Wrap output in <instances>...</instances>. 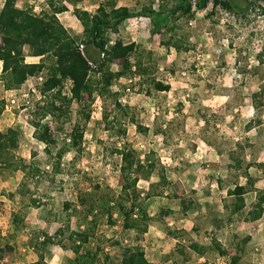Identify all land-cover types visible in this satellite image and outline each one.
<instances>
[{"label": "rangeland", "instance_id": "1", "mask_svg": "<svg viewBox=\"0 0 264 264\" xmlns=\"http://www.w3.org/2000/svg\"><path fill=\"white\" fill-rule=\"evenodd\" d=\"M47 1L19 0L18 4L22 6L26 2L39 12ZM148 1L129 0L128 3L138 7ZM153 1L155 8L159 3L167 9L176 4L175 0ZM229 1L238 5V9L229 11L210 0L206 9L197 11L193 18H180L171 23L173 29L169 25L162 33L153 32L151 19L138 17L127 21L111 37L113 41L121 37L139 44V57L148 68V74L135 73L114 82V90L123 92L120 101L130 108V115L122 119L127 130L124 138L106 127L104 111L113 125L114 101L108 94L96 92L93 101L88 95L84 97L92 111L89 121L80 116L76 101L67 115L45 119L56 140L51 145L53 156L49 158L45 143L34 135L31 115L33 103L43 97L39 86L44 74L31 77L17 90H6L0 77V100L5 103V106L0 104V129L20 126L24 131L14 160L37 162L43 171L36 176L29 171L24 177L21 170L0 166V234L4 231L14 246L6 252L4 264H29L36 260L66 264L67 258L74 256L57 245L47 244L36 249L33 244L43 232L53 234L62 226L61 220L65 221L68 215L63 208L65 202H76L80 192L92 190L96 184L101 190L110 187L120 192L125 181L117 150L124 141L151 168L153 181L158 180L157 174L166 171L172 190L181 196L196 198L200 204L196 211L185 215L180 211L179 200L170 197L168 192L163 197L151 198L149 211L155 213L159 202L172 207L175 212L167 221L187 230L185 239L182 238L185 244L192 240L210 244L216 238L222 245L201 258L187 248L191 258L188 264L207 259L228 264L235 253V230L243 219L249 224L240 233L251 235V241L245 246L242 264H264V206L255 209L256 201H250L254 194L248 193L243 213L232 215L224 207L225 202L232 204L234 199L227 194V188L245 183L246 173L257 180L264 179V56L257 58V53L264 50V15L257 5L246 8V0ZM91 3L85 0L80 7L94 11L99 2L94 6ZM2 4L0 0V7ZM72 9L71 6L70 11L59 14V18L71 32L80 33L83 27ZM176 40L180 49L172 45ZM37 60L27 56L28 62ZM130 62L134 64L135 57ZM1 68L0 62V73ZM112 68L116 69L117 65ZM153 79L171 83V90L152 89ZM70 84L66 83L64 88L68 96ZM79 118L85 126L84 141L73 144L69 133ZM248 122L253 125L251 130L247 129ZM138 124L148 131L141 132ZM161 127L164 133H156ZM61 147L69 151L61 160L62 171L55 174L51 161L56 160L54 156ZM232 154L241 160L240 166ZM131 174L140 177L141 171L134 167ZM259 183L264 186V181ZM138 187L149 188V181L140 177ZM31 198L39 200V208L32 204ZM77 210L81 212L80 205ZM13 213L20 220L18 225L13 222ZM77 220L72 217V229L77 227ZM99 223L98 233L105 232L109 237L125 234L121 223L114 227H108L104 220ZM158 229H152L139 243L152 264H168L163 257L177 240ZM131 235L136 237L134 231ZM109 244L107 241L106 251L120 257L123 248ZM88 247L83 246V250ZM174 258L182 261L178 254ZM104 260V255H100L93 264H105Z\"/></svg>", "mask_w": 264, "mask_h": 264}, {"label": "trees", "instance_id": "2", "mask_svg": "<svg viewBox=\"0 0 264 264\" xmlns=\"http://www.w3.org/2000/svg\"><path fill=\"white\" fill-rule=\"evenodd\" d=\"M18 1L4 0L0 7V62L2 63L0 77L6 90H17L31 77L44 74L39 86L43 99L33 103L34 109L31 115L34 135L45 143V151L49 158H52L51 145L56 143V140L50 124L45 122V119L49 116L58 118L67 115L72 102L76 101L80 105V116L85 121H89L92 111L84 97L88 95L93 101L96 92L106 93L114 101L113 125L108 113L104 111V119L108 123L107 129L117 133L120 138L126 136L127 130L122 124V119L130 115L128 114L130 108L122 104L120 99L123 92L114 90L113 85L122 77L135 73L148 74V68L139 57V44L125 41L121 37H117L114 43L110 44L108 31L119 33L121 27L132 18L149 17L152 23L151 30L162 33V30L169 25L173 29L171 23L178 19L193 18L197 11L205 10L210 0H175L176 4L170 9L165 8L162 3L155 8L153 0L138 7L119 6L117 0H102L94 11L80 7L85 0H48L41 12L35 11L33 5L26 2L19 6ZM214 1L226 10L238 9V5L229 0ZM246 3V8L257 5L260 13L264 15V0H246ZM71 6L73 14L83 27L80 33L71 32L59 18V14L70 11ZM240 9L243 10L245 7ZM170 42L169 40L168 44ZM172 45L177 49L181 48L178 40L172 42ZM27 56L38 60L28 62ZM263 56L264 50L257 53L258 59ZM132 57H135L134 64L130 62ZM114 64L117 65L116 69L112 68ZM68 82L71 83L69 96L64 93ZM171 87V83L162 80L153 79L151 82V88L156 91H170ZM148 93L150 95L151 92ZM0 104L5 106L2 100ZM252 126L251 122H248L247 129L251 130ZM137 127L141 132L148 131L142 124H138ZM156 133H164V130L161 127ZM23 135L24 131L20 126L0 129V166L13 171L21 170L24 177L29 171L36 176L43 172L37 162L28 164L21 158L14 160V152L18 149ZM69 136L73 144H81L84 141L85 126L81 124L80 118L73 124ZM68 151L69 148L61 147L54 156L56 160L54 162L50 160L55 174L62 171L61 160ZM117 151L121 156L120 170L125 181L120 192L116 193L110 187L101 190L102 187L98 184L92 190L80 192L76 202H65L63 208L68 211V215L65 221L61 220L62 226L53 234L43 232L33 244L34 248L39 249L42 245L51 244L73 252L74 256L67 258L66 264H93L100 255H104L105 264H152L139 243L151 226L158 227L166 235L177 240L174 248L163 257L164 262L168 264L169 261L170 264H188L191 258L187 248L201 258L222 247L216 238H213L210 244H201L193 240L188 244L183 243L182 238L188 233L187 230L167 221L175 212L173 208L159 202L158 210L151 213L148 201L155 196L163 197L169 192L170 197L179 200L180 211L187 215L188 212L196 211L200 207L196 198L181 196L177 191L172 190V181L166 171L157 174L158 180L153 181L151 168L139 157L137 150L128 141H124ZM232 158L240 166L241 160L235 158L234 154ZM134 167L140 169V177L149 181L148 189L138 187L140 177L131 174ZM245 175L247 178L245 183H237L227 188V194L234 199L232 204L225 202L224 207L230 210L232 215L243 213L246 207L245 195L251 191L256 192V202L253 207L258 209L264 206V188H256L257 179L249 176L248 173ZM193 192L196 193L195 190ZM20 193L24 194L22 191ZM31 202L39 208V200L31 198ZM78 205L82 208L81 212L77 210ZM74 216L78 219L77 227L72 229L71 220ZM102 220L108 227L121 223L124 236L109 237L105 232L98 233L99 222ZM13 222L17 225L20 222L14 213ZM133 231L136 234L135 238L131 235ZM235 239L237 241L235 253L231 255L228 264H242L245 246L251 241V236L239 238L235 235ZM107 241L112 247L123 248L120 257L116 258L106 251ZM85 245L89 247L83 250ZM13 247L6 236L0 234V264H4L6 252L13 250ZM176 254L182 256V261L174 258ZM29 264H49V262L36 260ZM199 264L217 263L207 259Z\"/></svg>", "mask_w": 264, "mask_h": 264}, {"label": "crops", "instance_id": "3", "mask_svg": "<svg viewBox=\"0 0 264 264\" xmlns=\"http://www.w3.org/2000/svg\"><path fill=\"white\" fill-rule=\"evenodd\" d=\"M87 1V0H86ZM89 1H91L92 3H91V6H94V4H96V2H100V1H102V0H89ZM118 1V5L119 6H122V5H125V6H129V7H132V6H130V4L128 3V1L129 0H117ZM3 2H4V0H3ZM96 7H97V5H96ZM86 10H88V8H85ZM89 11H91V10H89ZM64 13V12H63ZM62 14V13H61ZM134 18H136V17H134ZM138 18V17H137ZM133 19V18H132ZM245 178H246V176H245ZM261 181H264V179H259V180H257L256 181V183H255V187L256 188H261V189H263L264 188V186H260V183L259 182H261ZM143 189H146V188H143ZM148 189V188H147ZM190 189V188H189ZM192 189H195V188H192ZM197 190V189H196ZM185 191H187V190H185ZM19 193V192H18ZM249 193H253L254 195H253V197H252V200H250V201H256V192L255 191H251V192H249ZM14 196H16V195H14ZM253 202V203H254ZM246 207H247V200H246ZM245 207V208H246ZM262 208V207H261ZM258 209H260V208H258ZM232 224V223H231ZM249 224V222H247V221H245L244 219L242 220V221H240L239 222V224H237V229L235 230V232L237 233V235H239L240 236V238H244L245 236H247V235H249V234H244V235H242L241 233H240V230L242 229V227H244V225H248ZM155 228H157L156 226H151L150 227V230H149V232H147V233H145V235H148L150 232H151V230L152 229H155ZM158 230H161V229H158ZM161 232H163L162 230H161ZM165 235H166V233L165 232H163ZM2 235H5V232L3 231L2 232ZM251 236V235H250ZM143 247V246H142ZM144 248V247H143ZM145 250V249H144ZM148 258V257H147ZM150 261V260H149Z\"/></svg>", "mask_w": 264, "mask_h": 264}, {"label": "built area", "instance_id": "4", "mask_svg": "<svg viewBox=\"0 0 264 264\" xmlns=\"http://www.w3.org/2000/svg\"><path fill=\"white\" fill-rule=\"evenodd\" d=\"M35 11H36V9H35ZM39 12H41V10H39ZM134 19H138V18L136 17V18H134ZM113 35H117V34L114 33V32H112V31H108V32H107V37H108V39H109V41H110V44H113V43H114V41L111 39V37H112Z\"/></svg>", "mask_w": 264, "mask_h": 264}]
</instances>
